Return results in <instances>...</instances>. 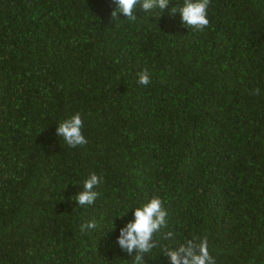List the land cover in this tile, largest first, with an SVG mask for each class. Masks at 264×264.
Here are the masks:
<instances>
[{
	"label": "trees",
	"instance_id": "16d2710c",
	"mask_svg": "<svg viewBox=\"0 0 264 264\" xmlns=\"http://www.w3.org/2000/svg\"><path fill=\"white\" fill-rule=\"evenodd\" d=\"M182 4L128 21L112 0H0V264H134L116 240L153 196L168 227L145 264L194 237L264 264V0H211L203 31ZM77 113L71 148L56 128Z\"/></svg>",
	"mask_w": 264,
	"mask_h": 264
},
{
	"label": "clouds",
	"instance_id": "9594fccd",
	"mask_svg": "<svg viewBox=\"0 0 264 264\" xmlns=\"http://www.w3.org/2000/svg\"><path fill=\"white\" fill-rule=\"evenodd\" d=\"M112 3L115 9L110 14L111 20H121L122 14L128 21H136L137 16L134 13L138 5L146 13L154 9L164 12L170 0H112ZM210 3L211 0H183L178 12L185 26L197 31L207 28L210 24L208 19ZM172 12H177L176 8H173ZM150 82L148 71H142L139 74L138 83L147 86ZM251 94L260 95V89H255ZM83 126V120L77 113L60 122L56 128V134L62 137L69 147H82L88 143L82 132ZM100 183L101 177L91 174L83 182V190L76 194V203L80 206L93 205L99 195L95 189ZM96 227L95 221H89L81 224L80 230L83 232ZM167 227L168 212L164 202L160 197L153 196L146 203L134 208V220L120 228L116 243L122 251L133 257L134 264H145V254L159 246V240L155 238L157 233H161V230ZM173 238V232L163 233V239ZM164 255L168 258L169 264H217L216 259L210 254L207 237H194L185 240L175 248H165Z\"/></svg>",
	"mask_w": 264,
	"mask_h": 264
}]
</instances>
